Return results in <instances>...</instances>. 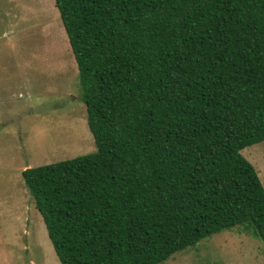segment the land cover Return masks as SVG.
<instances>
[{
  "label": "trees",
  "instance_id": "1",
  "mask_svg": "<svg viewBox=\"0 0 264 264\" xmlns=\"http://www.w3.org/2000/svg\"><path fill=\"white\" fill-rule=\"evenodd\" d=\"M95 151L28 168L60 264H163L244 227L264 249V0H54Z\"/></svg>",
  "mask_w": 264,
  "mask_h": 264
},
{
  "label": "rangeland",
  "instance_id": "2",
  "mask_svg": "<svg viewBox=\"0 0 264 264\" xmlns=\"http://www.w3.org/2000/svg\"><path fill=\"white\" fill-rule=\"evenodd\" d=\"M77 66L54 0H0V264H60L21 174L95 151ZM241 155L264 188V141ZM163 264H264L244 227Z\"/></svg>",
  "mask_w": 264,
  "mask_h": 264
}]
</instances>
